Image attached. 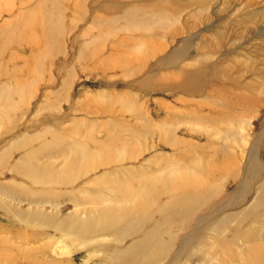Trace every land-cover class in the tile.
<instances>
[{"label":"rangeland","instance_id":"374dc122","mask_svg":"<svg viewBox=\"0 0 264 264\" xmlns=\"http://www.w3.org/2000/svg\"><path fill=\"white\" fill-rule=\"evenodd\" d=\"M263 29L264 0H0V187L23 201L9 202L0 194V203L32 210L29 200L36 198L40 187L10 170L21 164L22 155L32 152L34 162L59 169L65 154L76 151L74 144L95 149L107 133L114 135L117 147L110 158L95 172L55 185L58 193L46 199H57L59 207L47 203L41 208L45 213L58 212L55 216L63 220L75 214L93 217L114 193L108 184L92 181L106 170L113 172L108 180L166 174L175 163V149L162 142L165 137L158 138L159 128L199 144L196 156L201 151L213 154L206 137L233 147L235 135H244L247 151L264 130L263 114L257 113L264 89L247 87L248 76L235 82L236 62L245 66L251 58L244 50L234 53L232 43L244 32L241 42H248L255 63L263 68L264 56L261 60L254 51V46H263L264 35H255ZM260 51L264 55L263 47ZM200 67L206 76L201 96L165 90L182 80L186 70ZM251 95L259 99L246 111L248 103L239 101ZM210 105L218 110L201 118ZM143 124L147 132L138 134ZM121 147L128 155L117 153L112 161ZM231 152L235 163L238 159L245 163L247 153L232 148ZM119 156L125 158L118 160ZM131 179L126 187L141 189L139 180ZM238 183L239 179H222L218 198L230 194ZM91 189L102 194L97 197L100 202L90 204ZM254 196L251 191L241 208L225 212L233 216L219 224L220 236L211 226L203 228L190 251L212 253L222 238L235 252L244 246L241 232L252 226L245 225L249 219L238 225V218ZM4 211L0 206V264H103L139 237L123 234L122 225H117L96 242L67 238L63 231L28 226L15 214L6 217ZM23 251L30 253L25 256ZM30 257L39 262L26 259Z\"/></svg>","mask_w":264,"mask_h":264},{"label":"bare ground","instance_id":"6f19581e","mask_svg":"<svg viewBox=\"0 0 264 264\" xmlns=\"http://www.w3.org/2000/svg\"><path fill=\"white\" fill-rule=\"evenodd\" d=\"M237 24L239 22L234 21L233 25ZM49 33L53 35V30H50ZM243 33L237 35L233 40V52L244 50V53L251 59L249 64L245 63V66L236 62L238 76L235 82H239L243 76H248L250 81L244 83L247 87L253 89L255 85L257 88L264 89V61L263 68L255 63L257 57L252 54L248 42H241ZM262 34L264 35V29L255 35L262 36ZM262 43L263 46H254V51L261 55V60L264 56L260 51L262 47L264 48V42ZM184 75L182 80L169 84L165 90L190 97L201 96L206 80L201 67L186 70ZM252 76L259 79L254 80ZM254 81L257 82L253 83ZM261 96H263L260 100L262 109L260 108L261 110L259 109L257 113L263 114L261 123L264 126V92ZM258 99V96L251 95L238 101H246L248 103L246 111H250L249 103L255 105V100ZM234 106L237 105L234 104ZM210 107L211 110L203 114L201 118L212 117L218 110L215 106L210 105ZM145 127L144 124L138 127V134L146 133L147 127ZM203 134L205 133L203 132ZM156 135L160 140L165 137L162 142L175 149V163L173 162V167L170 166L169 170H166L170 175L166 176L167 173L158 176L148 175L145 179L119 176L117 180L116 178L108 180L107 177L113 172L104 171L92 181L95 184H108L114 193L107 198L109 204L102 210L94 211L93 217L87 215L80 218L75 214L73 218L63 220L55 216L59 214L58 212L55 215L47 214L41 208L47 203L55 209L59 207L57 199L56 201L46 199L48 196L58 193L54 188L55 185L68 184L82 175L95 172L97 166L102 165L110 158L111 151L117 148L113 142L115 137L110 133H107L104 142L101 141L103 143L95 146V149H89L88 145L84 143L74 144L76 151L71 155L65 154L64 164L59 169L53 165L34 162V153L32 152L22 155L19 158L21 164L11 165L10 170H15L19 176L29 177L40 187L36 198L29 200L28 205L32 206V210L21 208V206L11 207L9 202L23 201L20 199V195L10 190L4 191L1 187L3 193L0 192V194L10 201L2 202L0 206L4 208L8 218L15 214L28 226H51L63 231L64 236H68L67 238H89L87 240L96 242L98 236H104V234L113 231L117 225H122L123 234L139 236L130 246L122 249L117 256L107 257L102 262L103 264H264V159L261 158L264 156V130L254 139L247 151L244 149L247 142V137L244 135L240 137L235 135L233 141L236 140L237 146L233 147L230 143L220 145L218 141L206 137L205 145L213 148V154L204 155L201 151L197 156L195 148L199 147V144L175 137L169 129L159 128ZM125 144L123 146L126 147ZM231 148L236 149L237 153H247L245 163L241 164L240 159L235 163V155L231 152ZM126 152L125 148H119L111 160L114 161L118 156L117 153L128 155ZM122 158L125 157L119 156L118 160ZM7 159L9 160V157L5 161ZM180 165L182 166L180 167ZM182 170H190L195 172V175ZM115 174L117 175V173ZM216 176L219 178L217 179ZM131 178L139 180L141 189L126 187V184L131 185ZM224 178L230 179V181L239 179V183L232 188L230 194L219 199L222 190L220 183ZM114 181L115 184L112 187ZM217 181L219 183L214 184ZM253 187H257L256 190ZM251 191L255 196L248 206H244L240 210L238 218V225L249 219L245 225L252 226V228L244 229L241 232L246 238L244 246H239L235 252L229 244L225 245L227 240L222 238L212 253L198 254L193 250L190 251L189 247L203 228L211 226V228L213 227L212 231L220 236L219 224L223 225L233 216V213L225 212L241 208L242 202L249 197ZM87 193H89L87 197L90 204L100 202L97 198L102 196L99 190L91 189ZM125 201L130 204L126 205ZM29 253V251H23L25 256ZM26 259L39 262L38 259L32 257Z\"/></svg>","mask_w":264,"mask_h":264}]
</instances>
